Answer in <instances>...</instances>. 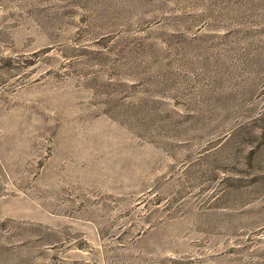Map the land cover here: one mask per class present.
Masks as SVG:
<instances>
[{
	"label": "rangeland",
	"instance_id": "rangeland-1",
	"mask_svg": "<svg viewBox=\"0 0 264 264\" xmlns=\"http://www.w3.org/2000/svg\"><path fill=\"white\" fill-rule=\"evenodd\" d=\"M0 264H264V0H0Z\"/></svg>",
	"mask_w": 264,
	"mask_h": 264
}]
</instances>
